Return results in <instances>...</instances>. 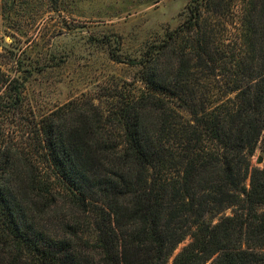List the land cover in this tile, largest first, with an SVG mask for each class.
Returning <instances> with one entry per match:
<instances>
[{
  "label": "trees",
  "instance_id": "1",
  "mask_svg": "<svg viewBox=\"0 0 264 264\" xmlns=\"http://www.w3.org/2000/svg\"><path fill=\"white\" fill-rule=\"evenodd\" d=\"M246 2L258 34V6ZM223 9L190 0L182 23L130 61L144 87L130 82L108 106L83 95L30 118L22 82L0 78V264H169L188 236L172 264H264V163L252 161L264 152V47L258 70L234 63L236 78L220 80L235 95L213 110L178 91L221 69L225 41L203 24ZM240 43V55L254 45ZM198 105L194 120L178 110ZM57 208L59 237L40 224Z\"/></svg>",
  "mask_w": 264,
  "mask_h": 264
},
{
  "label": "rangeland",
  "instance_id": "2",
  "mask_svg": "<svg viewBox=\"0 0 264 264\" xmlns=\"http://www.w3.org/2000/svg\"><path fill=\"white\" fill-rule=\"evenodd\" d=\"M190 0H0V78L8 76L22 82L24 112L40 120L58 106L83 95L91 96L97 104L108 106L120 93L128 94L135 81L136 91L144 87L140 80V67L130 64L138 60L145 47L162 40L166 33L177 28L184 19ZM258 6L254 30L250 33L243 13L246 0H223L226 9L220 14H207L205 30L216 29L225 41L226 56L221 69L211 75L208 71L196 79L182 81L179 94L193 101L204 99L205 110L233 97L224 95L222 82L236 78L233 64L241 69L256 67L261 62L260 47H264V0H250ZM247 28L249 31L247 32ZM261 33V34H260ZM249 39L254 45L240 55V42ZM219 58V54H216ZM258 70V69H257ZM6 74V76L4 75ZM8 90H0L5 95ZM10 93V92H9ZM212 101H214L212 103ZM203 108V107H202ZM200 105L193 111L178 109L188 120L196 119L192 112L201 113ZM254 165L262 166L264 152L258 147L252 157ZM44 171L53 170L44 161ZM62 205V204H60ZM231 209L208 215L209 223H216ZM59 208L41 222L50 235L59 237L64 219ZM99 209L93 208L88 239L96 237L95 223ZM190 241L188 236L172 256Z\"/></svg>",
  "mask_w": 264,
  "mask_h": 264
}]
</instances>
